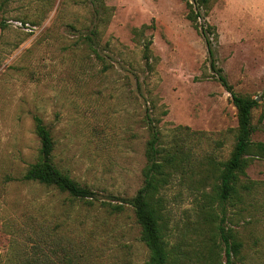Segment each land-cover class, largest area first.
Returning a JSON list of instances; mask_svg holds the SVG:
<instances>
[{
	"label": "rangeland",
	"instance_id": "obj_1",
	"mask_svg": "<svg viewBox=\"0 0 264 264\" xmlns=\"http://www.w3.org/2000/svg\"><path fill=\"white\" fill-rule=\"evenodd\" d=\"M190 6L0 0V264L146 262L129 206L111 214L21 181L40 147L33 119L51 132L54 165L104 202L141 187L149 119L194 169L226 161L236 109L210 70L202 27L211 28L214 60L234 92L257 101L252 140L264 143V0H209L196 23ZM246 174L255 190L227 207V223L244 244V264H264V159ZM201 192L178 173L161 194L169 240L184 251L196 247Z\"/></svg>",
	"mask_w": 264,
	"mask_h": 264
},
{
	"label": "trees",
	"instance_id": "obj_2",
	"mask_svg": "<svg viewBox=\"0 0 264 264\" xmlns=\"http://www.w3.org/2000/svg\"><path fill=\"white\" fill-rule=\"evenodd\" d=\"M192 2L189 19L196 23L202 9L209 7V0ZM201 34L210 59V70L216 81L230 94L236 109L234 144L226 161L212 163L210 167L199 163L194 169L189 154L178 141L175 139L170 145L164 144L161 131L156 124L153 125V120L149 119L141 187L131 198L108 196L109 201L104 202L100 201L90 188L79 185L54 165L52 158L55 143L51 132L39 117L33 119L34 132L40 147L36 162L29 165L21 181L50 188L88 206L99 202L100 206L111 214H120L125 206H129L139 227V241L148 253L144 264H244L246 260L244 244L238 232L227 223V207L232 208L242 203L244 197L255 190V183L248 179L246 170L254 160L264 159V143L252 140V111L258 104L255 99L236 94L223 71L217 67L209 37L211 28L202 27ZM87 41L91 48L92 39L89 37ZM149 45L148 41L144 48L146 60L149 57ZM180 129L177 128V131ZM178 173L187 176L194 189H201L203 197L200 207L201 221L193 230L197 239L196 247L191 248L189 244L185 251L182 250L181 244L172 245L169 240L161 197L162 192Z\"/></svg>",
	"mask_w": 264,
	"mask_h": 264
},
{
	"label": "built area",
	"instance_id": "obj_3",
	"mask_svg": "<svg viewBox=\"0 0 264 264\" xmlns=\"http://www.w3.org/2000/svg\"><path fill=\"white\" fill-rule=\"evenodd\" d=\"M24 26L29 27L28 25H24Z\"/></svg>",
	"mask_w": 264,
	"mask_h": 264
}]
</instances>
